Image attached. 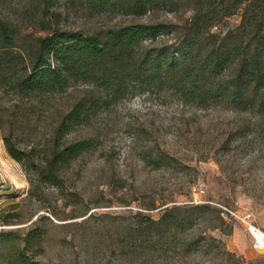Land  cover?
Masks as SVG:
<instances>
[{
    "label": "rangeland",
    "instance_id": "1",
    "mask_svg": "<svg viewBox=\"0 0 264 264\" xmlns=\"http://www.w3.org/2000/svg\"><path fill=\"white\" fill-rule=\"evenodd\" d=\"M160 5L131 15L121 8L93 13L80 0H0V13L29 28L44 18L52 28L93 32L174 19L175 12ZM263 6L264 0L253 1L250 13ZM241 20L239 9L224 29ZM243 30L246 44L256 33ZM152 78L143 87L131 84L59 136V117L75 100L102 94L91 81L72 79L52 95L22 99L0 87V230L13 237L0 243V264H15L11 251L43 215L37 230L46 231L42 250L28 249L41 264L230 263L224 250L241 256L242 264H264V249L236 215L251 213L249 222L264 231V116L229 100H185ZM9 134L17 147L33 149L31 169L7 149ZM84 138L91 146L61 166L56 180L31 182L32 169L55 140ZM185 203L205 205L187 226L146 223L163 207Z\"/></svg>",
    "mask_w": 264,
    "mask_h": 264
},
{
    "label": "trees",
    "instance_id": "2",
    "mask_svg": "<svg viewBox=\"0 0 264 264\" xmlns=\"http://www.w3.org/2000/svg\"><path fill=\"white\" fill-rule=\"evenodd\" d=\"M80 1L93 13L121 8L127 14L144 15L164 4L175 15L171 20L128 22L85 32L52 28L44 18L29 28L0 13V87L13 91L19 99L52 95L72 79L91 81L102 91L99 96L86 94L75 100L59 117L55 135L68 133L92 110L124 95L131 84L143 87L152 82L151 77L173 87L185 100H229L238 106H252L264 116V6L250 13V5L257 0ZM239 9L241 22L224 29L227 17ZM247 26L256 35L244 44L242 33ZM161 34L167 38L157 42ZM145 40H149L146 45ZM4 138L9 152L31 169L33 149L17 147L12 134ZM90 142L88 138L55 140L32 169L31 182L56 180L60 167L87 150ZM202 206L167 205L159 218L149 216L146 223L181 228ZM43 216L32 221L22 244L11 251L10 260L15 264H41L31 258L28 249L36 245L38 252L42 250L46 231L37 230ZM11 234L10 230H0V243L12 242ZM224 253L225 260H230L226 264L243 263L235 252Z\"/></svg>",
    "mask_w": 264,
    "mask_h": 264
},
{
    "label": "built area",
    "instance_id": "3",
    "mask_svg": "<svg viewBox=\"0 0 264 264\" xmlns=\"http://www.w3.org/2000/svg\"><path fill=\"white\" fill-rule=\"evenodd\" d=\"M236 215L238 216V217H240L241 219H243L245 222H247L248 223V225H249V228H250V230H251V232L254 234V230H253V228H259V227H257L255 224H253V223H251V222H249V219H250V217H251V213H245V214H238V213H236ZM260 229V228H259ZM263 233H264V231H263ZM257 238V237H256ZM258 239V238H257ZM260 246L264 249V245H261L260 244Z\"/></svg>",
    "mask_w": 264,
    "mask_h": 264
},
{
    "label": "bare ground",
    "instance_id": "4",
    "mask_svg": "<svg viewBox=\"0 0 264 264\" xmlns=\"http://www.w3.org/2000/svg\"><path fill=\"white\" fill-rule=\"evenodd\" d=\"M254 230V235L258 238V242L261 245H264V233L263 230L259 228H253Z\"/></svg>",
    "mask_w": 264,
    "mask_h": 264
}]
</instances>
